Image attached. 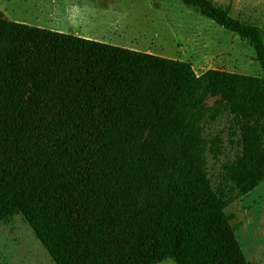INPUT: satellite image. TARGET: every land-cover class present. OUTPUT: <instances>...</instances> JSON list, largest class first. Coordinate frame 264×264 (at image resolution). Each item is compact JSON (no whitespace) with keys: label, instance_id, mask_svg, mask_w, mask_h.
Returning a JSON list of instances; mask_svg holds the SVG:
<instances>
[{"label":"trees","instance_id":"1","mask_svg":"<svg viewBox=\"0 0 264 264\" xmlns=\"http://www.w3.org/2000/svg\"><path fill=\"white\" fill-rule=\"evenodd\" d=\"M181 1L246 39L264 73L260 26ZM224 111L244 122L224 168L245 193L264 180V77L0 11V221L21 214L54 264H249L204 167L201 123Z\"/></svg>","mask_w":264,"mask_h":264},{"label":"rangeland","instance_id":"2","mask_svg":"<svg viewBox=\"0 0 264 264\" xmlns=\"http://www.w3.org/2000/svg\"><path fill=\"white\" fill-rule=\"evenodd\" d=\"M212 2L227 6L232 17L260 26L264 41V0ZM0 10L11 20L181 59L197 74L223 69L264 77L246 39L181 0H0ZM220 98L209 95L203 106L211 109ZM243 123L228 111L202 121L204 167L213 190L227 202L224 211L249 264H264V180L240 193L224 168L242 153ZM213 137L220 139L218 155L209 150ZM0 264H54L21 214L0 221Z\"/></svg>","mask_w":264,"mask_h":264},{"label":"crops","instance_id":"3","mask_svg":"<svg viewBox=\"0 0 264 264\" xmlns=\"http://www.w3.org/2000/svg\"><path fill=\"white\" fill-rule=\"evenodd\" d=\"M1 11V10H0ZM5 15V14H4ZM6 17H8L7 15H5ZM10 18V17H9ZM12 18V17H11ZM12 20H17V19H14V18H12ZM33 25V24H32ZM37 26H40V25H37ZM40 27H44V26H40ZM45 28H48V27H45ZM49 29H51V28H49ZM58 31H60V30H58Z\"/></svg>","mask_w":264,"mask_h":264}]
</instances>
